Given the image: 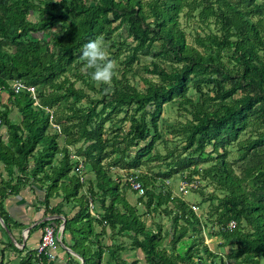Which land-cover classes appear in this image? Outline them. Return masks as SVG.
<instances>
[{
  "label": "trees",
  "instance_id": "obj_1",
  "mask_svg": "<svg viewBox=\"0 0 264 264\" xmlns=\"http://www.w3.org/2000/svg\"><path fill=\"white\" fill-rule=\"evenodd\" d=\"M196 11L207 31L200 27L189 41L178 17L191 19ZM98 36L117 63L110 86L93 82L80 59L83 45ZM143 57L150 62L138 72L150 78H139L140 89L134 77ZM14 80L35 87L40 107L29 93L10 90ZM0 88L8 93L0 108V169L7 177L0 172V242L20 255L16 264H46L36 250L21 256L25 247L18 250L9 239L16 224L4 202L24 185L44 192L45 213L60 215L58 206L49 208L58 190L61 200L77 206L72 218L64 215L63 234L93 217L103 227L100 235L108 228L110 240H130L99 245L93 262L77 253L82 264H136L122 256L128 248L140 250L145 264H205L206 258L209 264H226L224 258L264 264V0H0ZM167 104L189 119L164 126V134L159 119ZM11 108L19 122L10 120ZM159 142L165 156L153 154ZM85 165L93 180L80 176ZM109 169L123 175L113 180ZM134 176L147 211L170 215L167 229H147L121 196L120 186L130 190ZM178 176L198 181L192 190L201 196L198 203L170 188L167 181ZM82 188L87 194L79 195ZM93 199L99 212L89 206ZM205 202L210 213L204 220L192 207ZM231 221L235 226L227 229ZM208 225L220 253L199 236ZM167 238L170 250L163 247ZM7 249L0 250V264H12Z\"/></svg>",
  "mask_w": 264,
  "mask_h": 264
},
{
  "label": "rangeland",
  "instance_id": "obj_2",
  "mask_svg": "<svg viewBox=\"0 0 264 264\" xmlns=\"http://www.w3.org/2000/svg\"><path fill=\"white\" fill-rule=\"evenodd\" d=\"M36 16H37L36 14L35 15L32 14L29 18L32 19V18H35ZM199 21H200V19L198 18V11H196L194 13V18H191V19H186L185 16H183V15H180L178 17V22L181 25V27L183 28V30L189 36H191L189 38V41H191L192 38H194V35L196 33H199L200 27L203 29V32L207 31L206 24L203 25ZM208 24L210 25V30L212 32H214V33H217V30H216L217 27L214 26L210 21L208 22ZM46 38H48V37L46 36ZM126 43H130V40H128V42H126ZM125 51L126 52H124V54L128 53L127 50H125ZM149 62H150V58L149 57H146V58L143 57V58L140 59V61L138 62V66L135 67L136 75H137V76L134 77L135 81L139 82V78H150V75H145V74H143L142 71L138 72L139 70L142 69L143 65H145V64L147 65V64H149ZM139 64H141L142 66H139ZM74 72H76V71L74 70ZM77 72H79L81 74H84L85 73V68L84 67H80ZM69 77H70L71 81L75 80L74 77H71V75H69ZM153 79L157 80L155 77H153ZM80 86H82L80 82H76L75 83V87H80ZM137 86L140 89L144 88V86L142 85L141 82H139ZM83 88H84V85H83ZM89 93L91 95L96 96V94L94 92L89 91ZM0 94H2V92H0ZM4 94L6 95L5 100H8L7 91ZM193 96L195 97V95H193ZM6 103H7V101H6ZM120 117H122V115H120L119 118ZM9 118L14 123L19 122L21 120L20 115L16 112V110H14L12 108H11V112L9 114ZM187 119H189V117H187V118L180 117L179 116V111L177 110V108H175L174 106H171L170 104H167V105L164 106L162 115H161V117L159 119V124L161 125L162 132L165 134V130L163 128L164 126H169V125H172V124H176L177 122H186ZM105 126L108 127L109 123H107ZM5 132H6V129L2 128L1 129V133L5 134ZM52 132H54V131L52 130ZM247 136L248 135H247L246 132L243 133L240 136V140L246 139ZM59 144L60 145L63 144V138L62 137H59ZM168 145L170 147H172L171 144H168ZM233 146H235V145H233ZM179 148L180 147H178V149ZM70 149L72 150V148H70ZM153 150H154L153 154L155 152H158L161 156H165V154H166L165 146L161 142H159L156 145V148H154ZM233 150H235V148H233ZM208 151H210V148H208ZM134 153H135V150L132 149V150H130L129 154H130L131 157H133ZM232 155L233 154L231 153V156ZM60 158L61 157L59 156L58 159H60ZM112 158H116V155H113ZM229 159H230V157H229ZM74 160H77V159H74ZM108 161H105L104 164H106V162H108ZM162 162L163 161L159 162L160 165L162 166L161 169H163V166H164V162L163 163ZM155 163H157V162H155ZM152 165H155V164L153 163ZM89 170H90V167L88 165H85L83 167V169L81 171H79L80 176L82 174H84V178H89L90 180H93L94 175ZM109 170H110V172L108 174H109L110 178L113 179V180H116L118 178L117 176L123 175V171H121L119 169H114V170L113 169H109ZM154 170L158 171L159 168H157V166H154ZM2 177L4 179L7 178L6 175L3 174V173H2ZM121 177H122V179H124V176H121ZM183 178H181V176H178L177 178H173L172 181H170V182L168 181L169 182V186H170V188H172L173 192H175V190L177 191L178 185L180 183V180H182ZM83 186H84L83 188L86 189V187L89 186V182H87V184L86 183L83 184ZM22 187H25V186H22ZM83 188L80 190L79 195L87 194L86 191ZM121 188H122V186H120V194H121V196H123V198L126 199L128 204H130V206L133 207L136 210L137 216L139 217L141 222L144 223V225H145V227L147 229L154 230L156 228L155 227L156 225H161V226L164 227V229H167L169 227L170 215L167 212H163L162 210H159L158 212L155 213V212L151 211V209L147 211L144 201H143V203L139 202V196L137 195V193L132 192L129 189L126 190V192H121ZM53 191H54V189L51 190V192H53ZM155 191L158 192L157 190H155ZM211 191H212L211 187L206 189V193L207 194L209 192H211ZM60 196H61V191L58 190V192L53 195V198L50 199V203H51L52 199L58 200V203L62 206V209L65 208L67 210V208L68 209L72 208V209H74L73 213L75 214L77 212V210H78L77 206H75L74 203H72V202L64 203V201L60 199ZM185 198L188 200V202L191 201V202H194V203H198L201 200V196L200 195L198 196L197 194L192 193V192L188 193L185 196ZM108 202H109V200L107 199L106 204H108ZM92 204L94 206L95 211L99 212L100 211L98 209L99 204L95 201V199L92 200ZM172 207L173 206L169 205L167 210H172ZM198 207H199V209L197 208L196 212H195L196 215L199 216V217L202 216V218L205 220L207 218V216H208V213H210L209 212V208H210L209 207V203L208 202H205L203 204L200 203V205L198 204ZM91 218L90 219H85L83 223L80 221L77 224L76 223H72L71 224V227L74 229V232L72 234V236L74 238V243H73V248H72L73 249V253H75L74 256H76L77 253H80L81 256H85V258H89L90 259V260L88 259L89 262H93V260L91 259V255L94 253V251L97 249V247L99 245L102 248L103 246H106V245H112V243L114 245H117L119 242H122V241L126 242L127 244L128 243L130 244V240H128L126 238V236L116 237V238L113 239V241L110 240L111 232L108 230V228H105L106 231H107L106 235H100L103 227L101 225H99L96 221H94L93 217H91ZM2 226H3V224L0 222V238H4L5 237V234H4L3 230H2ZM87 230H89L88 233L91 234V238L86 236L85 232H87ZM210 230H211V226L210 225L204 227V229H202V231H201L199 236H201L203 243L208 247V249L210 251H212V252H214L216 254L218 252L220 253V251L217 248L216 241L211 239L209 237V235H208V232ZM213 230H215V229H213ZM163 231L164 230H162V232ZM82 238H84V239L80 240ZM59 245H61V244L59 243ZM169 245H170V239L167 238L165 240V242L163 243V247L166 250H170V246ZM198 252H199L200 256L206 257V253H205L204 249L199 248ZM122 253L123 252H121V255H122ZM74 256H73V258H75ZM122 256L128 262L136 261V264H145V262L143 260L144 259L143 255L140 252V250H132V249L128 248L123 253ZM9 257H10V254L7 253V258H9ZM74 260L77 261V264L78 263L82 264V261L78 257H76ZM224 261L226 262V264H230L227 260H225V258H224ZM209 262H210V260L208 258H206L205 264H209ZM215 262H216V260H215Z\"/></svg>",
  "mask_w": 264,
  "mask_h": 264
},
{
  "label": "crops",
  "instance_id": "obj_3",
  "mask_svg": "<svg viewBox=\"0 0 264 264\" xmlns=\"http://www.w3.org/2000/svg\"><path fill=\"white\" fill-rule=\"evenodd\" d=\"M4 93L6 92L3 91L2 94H0L1 109L4 108L3 106L6 105L7 101L5 100L6 95ZM0 172L5 174L2 169H0ZM24 186L25 187H20L18 195L14 194L9 196L4 202V208L6 212L12 218V221L16 224L12 228V234L9 235V239L13 242V245L18 250H22L25 247L24 252L21 254V256H24L27 251L35 252L37 248L43 228H34L36 225L47 222L44 227L52 226L54 228H58L59 226L65 224L64 215H67L68 218H72L74 216V209H62V206L58 203V200L54 199H52L51 203L49 204V208L58 206L60 215L57 216L51 214V212L45 213V205H43L44 192L39 188L37 189L29 187L28 185ZM64 203L66 202L64 201ZM61 242L64 245H62ZM61 242V245H58L56 250L52 252L51 255L53 256V258L45 259L46 264H77V261L74 260L76 257H78L83 263V260L80 258V256H78L77 254L76 256H74L75 253L71 251L73 250L72 248L74 243V238L71 233H62ZM7 245L8 243L2 244L0 242V250L4 248L7 249ZM7 253L10 254L9 258L13 259L12 264H16L19 261V254L14 253L12 250L8 251L7 249L6 257ZM73 256L75 258H73Z\"/></svg>",
  "mask_w": 264,
  "mask_h": 264
},
{
  "label": "built area",
  "instance_id": "obj_4",
  "mask_svg": "<svg viewBox=\"0 0 264 264\" xmlns=\"http://www.w3.org/2000/svg\"><path fill=\"white\" fill-rule=\"evenodd\" d=\"M2 88H0V92H2ZM10 90L15 94H20L23 92L29 93L32 97L33 104L35 107H40V100L37 96L36 89L33 86H29L25 84L24 82L20 80H14L10 85ZM5 91V90H4ZM48 109H46L47 111ZM1 126V121H0ZM137 176H134L130 178V190L137 193L138 196L143 195L144 189L140 182L136 181ZM169 184V182L167 181ZM198 181L195 180H189L186 177H184L182 180H180V183L178 185V193L186 196L188 193H191L192 190L196 189L198 187ZM90 208L93 209V204L90 201L89 202ZM193 210H196L197 208L195 206L192 207ZM235 226V223L233 221L229 222L227 225V229H232ZM63 225L59 226L57 229H55L52 226H46L43 228L41 238L39 241V244L37 245L36 251L38 256H44L47 259L53 258L51 255L54 250H56L57 246L61 242V237L63 233Z\"/></svg>",
  "mask_w": 264,
  "mask_h": 264
},
{
  "label": "clouds",
  "instance_id": "obj_5",
  "mask_svg": "<svg viewBox=\"0 0 264 264\" xmlns=\"http://www.w3.org/2000/svg\"><path fill=\"white\" fill-rule=\"evenodd\" d=\"M80 59L85 62L86 69L91 70L90 79L93 82L98 86L111 85L117 63L109 58L103 36H98L84 44L81 49Z\"/></svg>",
  "mask_w": 264,
  "mask_h": 264
},
{
  "label": "water",
  "instance_id": "obj_6",
  "mask_svg": "<svg viewBox=\"0 0 264 264\" xmlns=\"http://www.w3.org/2000/svg\"><path fill=\"white\" fill-rule=\"evenodd\" d=\"M0 222H1V219H0ZM2 223V222H1ZM64 223V222H63ZM64 226V225H63Z\"/></svg>",
  "mask_w": 264,
  "mask_h": 264
}]
</instances>
